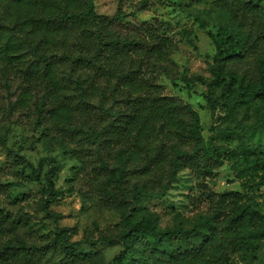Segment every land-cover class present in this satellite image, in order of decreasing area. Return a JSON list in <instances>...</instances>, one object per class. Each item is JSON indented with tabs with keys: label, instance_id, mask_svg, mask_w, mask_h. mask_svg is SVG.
I'll use <instances>...</instances> for the list:
<instances>
[{
	"label": "trees",
	"instance_id": "trees-1",
	"mask_svg": "<svg viewBox=\"0 0 264 264\" xmlns=\"http://www.w3.org/2000/svg\"><path fill=\"white\" fill-rule=\"evenodd\" d=\"M151 1H138L131 14L120 2L106 15L95 0H0L4 118L25 115L42 128V138L62 136L81 162L78 181L109 207L165 198L181 170L206 179L224 165L203 136L198 111L160 84L161 77L179 79L172 59L178 42L127 21ZM176 1L182 7L211 2L231 22L211 35L217 48L207 96L212 116L213 85L239 83L264 108V0ZM14 162L20 167L26 160L15 154ZM260 169L264 185V163ZM212 195L210 211L173 227H161L148 211L128 215L117 239L102 238L122 245L110 264H231L264 241V213L246 205L243 194ZM80 245L59 233L42 235L0 208V264H89Z\"/></svg>",
	"mask_w": 264,
	"mask_h": 264
},
{
	"label": "rangeland",
	"instance_id": "rangeland-1",
	"mask_svg": "<svg viewBox=\"0 0 264 264\" xmlns=\"http://www.w3.org/2000/svg\"><path fill=\"white\" fill-rule=\"evenodd\" d=\"M140 0H95L99 14H115L120 2L131 14ZM127 21L136 26H151L179 44L173 54L179 74L176 81L160 78L163 92L180 97L199 113L202 133L212 140L223 156L224 165L213 178H199L183 169L165 198H143L109 207L76 172L81 165L62 136L42 138V128L34 129L25 115L9 121L0 104V208L16 219H23L42 235L60 234L69 242H81L89 254V264H110L122 250L104 237L117 239L121 223L128 215L141 218L147 211L157 214L161 227H173L211 209V194L237 191L246 205L264 213V108L246 87L213 85L212 116L207 103L208 86L214 83L211 65L217 53L212 34L221 25H231L227 15L211 2L182 7L176 0H152L150 7ZM3 68V67H2ZM26 163L16 167L14 155ZM235 169L244 171L240 177ZM53 188L51 189V185ZM91 240L95 244L84 240ZM97 240H101L97 242ZM231 264H264V241L253 250L235 256Z\"/></svg>",
	"mask_w": 264,
	"mask_h": 264
}]
</instances>
